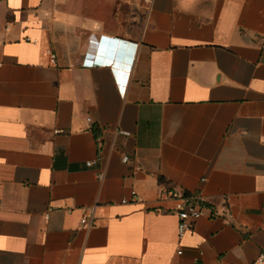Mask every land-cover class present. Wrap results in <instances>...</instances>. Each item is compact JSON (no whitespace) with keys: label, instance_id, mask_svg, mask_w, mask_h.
I'll list each match as a JSON object with an SVG mask.
<instances>
[{"label":"crops","instance_id":"crops-1","mask_svg":"<svg viewBox=\"0 0 264 264\" xmlns=\"http://www.w3.org/2000/svg\"><path fill=\"white\" fill-rule=\"evenodd\" d=\"M262 254L264 0H0V264Z\"/></svg>","mask_w":264,"mask_h":264},{"label":"built area","instance_id":"built-area-1","mask_svg":"<svg viewBox=\"0 0 264 264\" xmlns=\"http://www.w3.org/2000/svg\"><path fill=\"white\" fill-rule=\"evenodd\" d=\"M52 58L55 59V56L52 55ZM128 157H124L123 161L125 163L129 162ZM94 162L89 161L86 163L88 167L93 166ZM138 169V168H137ZM103 175H99V178L101 179ZM133 199L137 195L136 191L131 192ZM167 196L169 198H173L176 200V205L174 208V211L176 215L178 216V227L177 232L179 237L184 236L186 233L192 231L195 227L196 222L206 216L209 215L208 207L204 204V201L199 196L189 195L187 193H184L182 191L177 190H171ZM123 203H126L127 200H123ZM82 224H85L87 226H93L92 220H90L88 217H85L82 219ZM264 263V254L260 255L258 258L256 264H263Z\"/></svg>","mask_w":264,"mask_h":264}]
</instances>
